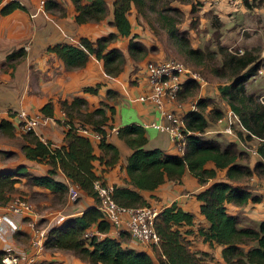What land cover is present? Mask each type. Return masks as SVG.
Instances as JSON below:
<instances>
[{"label":"trees","instance_id":"16d2710c","mask_svg":"<svg viewBox=\"0 0 264 264\" xmlns=\"http://www.w3.org/2000/svg\"><path fill=\"white\" fill-rule=\"evenodd\" d=\"M172 1L189 4L191 13H198L196 0H114V18L110 25L116 28L117 34L112 33L96 41L82 38L77 45L57 44L49 47L47 51L55 54L64 63L67 71L84 69L94 57L103 64L108 77L118 78L127 67L125 54L119 48L112 47L119 38L130 40L128 53L132 64L139 65L149 54V49L140 35L133 34L130 14L135 9L138 25L144 22L154 28L153 22L156 20L168 38L181 49L182 55L195 66L202 67L208 56L215 63L218 62L211 67L210 74L228 80V83L220 86L218 90L221 98L240 121V125L234 126V141L224 144L219 139H206L201 136L208 132L212 121H220L225 117L222 110L214 107L210 109L208 117L206 112L212 101L206 99L198 101V111L186 116V129L192 134L187 137L185 146L178 155H168L160 149H149L144 127H123L118 136L132 150L126 166L128 185L132 188L113 187V199L121 207H150L151 204L141 192H153L166 182L181 183L188 171L201 186L207 187L196 195L201 203V214L206 221V225L198 228V236L202 241L213 249L222 247V258L226 264H264V221L258 228L243 227L241 218L230 214L227 209L228 205L244 208L251 202L257 204L264 200V194L257 195L250 190L251 179L257 177L264 180V100L247 89L249 79L260 68L258 56L247 52L240 55L239 52L230 51L220 44L217 52L193 48L188 34L180 33L177 29L182 20L181 10L171 7ZM55 2H49L46 7ZM72 2L76 8L75 21L78 25L98 24L110 14L106 0ZM18 9L23 10V7L17 1L8 2L1 12L7 16ZM61 10L60 12H63V9ZM171 12H174L175 16H172ZM208 17H212L213 30L216 33L220 31L223 27L220 20L212 15ZM25 58V50L20 49L7 57L5 65L14 71ZM200 85L193 81L188 83L184 90L192 91V88L198 89ZM101 88L102 85L98 84L85 87L82 92L98 95ZM112 94L114 92L109 91V97ZM53 109L52 103H49L41 110L40 115L52 118ZM62 110L66 116L62 124L66 128L62 146H54L50 141L43 142L32 132L24 135L26 144L21 148L26 158L50 167L47 176L31 177L30 182L33 186L49 189L55 197L65 203L69 186L56 180L60 171L70 185L94 198L97 206L84 211L81 216L67 220L63 226L51 229L46 247L72 252L89 264H155L146 252H139L127 246L130 237L127 233L112 235V225L99 210V199L93 189L96 180H101L107 185L103 177L97 175L95 163L99 162L105 172L120 160L119 149L107 141V129L114 127L111 121L115 109L102 102L98 109L90 111L88 102L76 97L71 102H63ZM79 126L88 127L101 136L100 155L95 154L91 140L78 133ZM7 128L15 127L11 122L0 121V129ZM252 143L257 145L253 146ZM251 149L258 154L255 158L259 160L254 163L253 155L249 151ZM209 165L213 167L209 168ZM219 172H225L221 181L218 180ZM26 173L27 169L20 167L15 171L0 174V206L7 207L13 201L12 195L20 182L15 177ZM78 199L79 197L76 198ZM193 227L195 216L178 207L176 203L160 212L155 229L161 241L154 251L163 264H209L208 262L215 260L214 253L192 249L189 237L193 235ZM90 232L95 235L87 237ZM162 257H165V260H162Z\"/></svg>","mask_w":264,"mask_h":264},{"label":"crops","instance_id":"0c3cea01","mask_svg":"<svg viewBox=\"0 0 264 264\" xmlns=\"http://www.w3.org/2000/svg\"><path fill=\"white\" fill-rule=\"evenodd\" d=\"M109 8V16L98 24L78 25L75 21L77 15L76 8L72 0H58L50 3L42 12L39 11L38 0H17V3L23 7L15 10L11 14L4 16L2 8L8 3V0H0V121L11 122L15 128L0 129V174L15 171L20 167L27 169L26 174H22L16 179L20 182L16 185V192L12 195V200L17 198L29 199L34 207V214L18 216L10 214L11 219L19 225V230L14 233H7L6 236H0V264L3 251L11 248L15 253L25 258H32L35 264H89L72 252L52 250L46 247L37 249L33 246L34 231L31 223H37L39 228L50 230L58 216H65L67 220L81 216L84 211L97 206L94 198L84 192L79 193V199L76 203L67 195L66 202L62 203V208L53 209L52 204L46 200L54 198L49 189L31 184V177H45L48 175L50 167L30 161L22 151V145L26 144L24 140L25 133L18 127L16 115L20 111H25L30 115H40L41 110L49 103L53 105V121L38 130V136L42 141H50L54 146L60 147L64 144L66 128L62 125L65 122V113L62 110V103L71 102L74 98L80 97L88 102L89 110L94 111L105 102L115 109L113 122L111 124L118 130L123 127L139 125L145 128L148 138L149 149H160L168 155H178L179 151L172 142L167 133L160 132L151 127L152 124H163L160 112L151 102H140L138 99L147 92L144 75L138 71L134 72L130 68L132 61L129 59L128 44L129 39L119 38L112 46L119 48L127 58V67L125 72L118 78L108 77L103 68V64L92 57L87 66L82 70L67 71L64 63L53 53L47 51L49 47L57 44L67 43L77 45L82 38H88L96 41L99 38L107 37L110 34H117L115 27L110 23L113 21L114 0H106ZM198 2V12L202 14L205 21L210 23L209 15L217 17L222 23V31L228 30L238 35L236 45L229 47L230 51L237 46L248 47L261 46L264 48V11L259 4L233 3L229 0H196ZM88 3V2H87ZM61 9H63V12ZM63 14V15H61ZM135 23H134V20ZM130 21L133 26V34L141 36L142 28L137 25V12L135 9L130 14ZM138 27V28H137ZM220 30V31H221ZM142 39V38H141ZM255 40H257L255 42ZM143 41V40H142ZM255 42V43H254ZM194 48V47H193ZM242 48V47H241ZM20 49L26 52L25 60L20 63L14 71L8 69L5 65L7 57ZM239 50L240 55L259 53L258 62L260 68L252 76L247 89L250 93L256 94L264 100V50L261 53L258 49ZM245 51V52H244ZM102 85L98 95L84 94L83 88L89 86ZM109 91L114 94L108 95ZM169 109H176V105L169 104ZM227 106L226 115L230 112ZM109 116L110 113H108ZM213 134H221L223 131H211ZM91 140L95 149V154L100 155L99 140L87 137ZM107 141L116 146L120 151L119 162L103 172L99 162L95 163L96 173L103 177L107 185L111 187H129V177L127 174V162L132 154V150L127 144L119 139L118 134L107 130ZM234 141L229 138V142ZM255 158V157H254ZM259 159L253 160V163ZM213 165H209L212 168ZM225 177V172H219L218 180ZM56 180L64 182L68 186L69 181L59 171ZM258 182L257 177L251 179V184ZM211 184V183H210ZM209 184V185H210ZM250 190L257 195L250 185ZM207 187L201 186L196 178L188 171L185 173L181 183L166 182L153 192L143 191L141 194L160 212L176 203L178 207L195 216V227L193 235L189 237L192 241V249L201 252L214 253L215 260L212 262L226 264L222 258V247L211 248L205 244L198 236V228L206 225L204 216L201 214V203L196 195L203 192ZM33 195H42L45 200H36ZM6 207L0 206V214H6ZM228 212L239 216L243 225L248 226V221H244L242 216L250 215L253 225H258L264 221V200L260 203H249L244 208L227 206ZM248 214V215H247ZM7 228V226L5 225ZM94 230H96L94 228ZM49 239V238H47ZM47 241V240H46ZM127 246L139 252H146L155 262L160 264L161 259L156 251L148 249L131 237L127 240ZM209 264H213L208 262Z\"/></svg>","mask_w":264,"mask_h":264},{"label":"built area","instance_id":"2783aa9c","mask_svg":"<svg viewBox=\"0 0 264 264\" xmlns=\"http://www.w3.org/2000/svg\"><path fill=\"white\" fill-rule=\"evenodd\" d=\"M14 1L17 0H8V2ZM55 1L58 0H38L39 7L41 10H44L49 2ZM229 1L233 3H256L259 4L264 11V0ZM142 74L144 75L147 92L141 95L138 100L140 102H151L155 105L164 120L163 124H152L151 127L160 132L167 133L177 150H182L185 146L187 137L192 134V132L186 129L185 118L188 114L198 111V108L197 103L190 107H185L183 104H178L177 101L179 95L183 92L188 83L195 81L202 85L205 84L204 80L199 74L191 72L183 63L176 60L151 61L145 65ZM169 104L176 105V109H169ZM16 119L19 121L18 127L21 132H32L36 135H38L37 132L41 127L53 121L51 118L43 117L42 115H30L25 111L18 112ZM219 122L225 124V129L222 132L223 134L236 138L233 127L235 125H240V121L232 111ZM110 131L116 134L119 133V130L115 127L110 129ZM78 133L85 137L93 136L95 139L101 140V136L88 127L79 126ZM206 134L211 135L213 133L208 131L204 135ZM249 151L252 153L253 157H258L256 151L252 149ZM93 189L97 193L99 199V210L112 225V235L119 236L122 233H127L134 241L151 250L159 246L161 239L155 229L156 219L160 214L158 208L153 206L137 209L121 207L113 199V187L104 185L101 180H96L94 182ZM79 193L78 187L69 185L68 195L72 201L79 197ZM4 210H6L7 213L4 215L0 214V236L2 237L6 236L9 232L14 233L19 230V225L11 219L10 214L18 216L34 214L33 205L22 198L13 200ZM66 221L67 218L65 216H58L53 223V228L63 226ZM31 227L35 234L33 246L39 250L44 249L50 230L39 228L38 224L35 222L31 223ZM93 235H95V233L90 232L87 237H92ZM96 235L99 234L96 233ZM162 260H165V257H162ZM1 264H35V260L32 258H25L15 253L11 248H6L1 257ZM160 264H163L162 261Z\"/></svg>","mask_w":264,"mask_h":264},{"label":"rangeland","instance_id":"374dc122","mask_svg":"<svg viewBox=\"0 0 264 264\" xmlns=\"http://www.w3.org/2000/svg\"><path fill=\"white\" fill-rule=\"evenodd\" d=\"M171 7H176L180 9L181 11V23L178 24L177 29L180 33L186 32L188 34V39L192 47L196 49H202V50H208V51H218V45H222L223 47H232L236 45V41L238 40V35H234L235 32H231L228 30L224 31H218L217 33L214 30H210L208 26H210V23L206 22L203 23L204 19L202 17L201 13H191V7L189 4H185L184 2L181 3L180 1H172ZM39 11L42 12V10L39 8ZM172 16H175L174 12L170 13ZM134 20V19H133ZM135 23V20H134ZM136 24V23H135ZM138 25V24H137ZM142 31H141V38L143 40V43L145 46L149 49V54L147 58L140 63L139 65H136L133 63L130 68H133L134 72L140 71L141 75L143 73V70L145 68V65L151 61H157V60H178L179 62L183 63L191 72H195L200 75V77L204 80L205 84L200 85L198 89L192 88L191 90H184L178 98V104H183L185 107H190L193 104L198 103L200 99H206L211 100L212 104L210 105V108L206 112V115L210 114V109L212 107L220 109L224 112V116L226 115V110L228 104L221 98V95L219 93V87L223 86L228 83L227 79L224 78H217L215 76H212L210 74L211 67H214L218 62L212 61L209 56L206 58V61L202 67L195 66L192 62L188 61L184 55L181 53V49L178 47V45L171 39L168 38V35L166 32L161 28L160 24L155 20L153 22V27L151 28L146 23H140ZM138 28V27H137ZM215 33V34H214ZM217 35V36H216ZM253 41V40H252ZM249 42L247 45L237 46L236 48H233L232 51L239 50H247V49H258L261 53L263 52L264 48H261V46H251L253 42ZM257 40H255L256 42ZM254 42V43H255ZM242 47V48H241ZM230 50V49H229ZM245 52V51H244ZM250 52L253 53V50H250ZM260 55L259 53H255V56ZM224 117V118H225ZM225 124L220 123L219 121H212L211 126L208 131H224ZM236 129V127H235ZM234 131V127H233ZM204 138H214L219 139L224 144L229 142V138L232 139L231 136H228L227 134H211V135H204ZM2 138L0 137V142ZM252 145L256 146L257 143H252ZM256 158L252 157V161ZM251 183V182H250ZM254 187L255 191H259L261 195L264 194V181L258 179V182L256 181L254 184H251ZM36 200H45V197L42 195H33ZM49 203H51L53 206V209H60L62 208V202L57 198L54 197L53 199H46ZM28 202H30L29 199H27ZM32 203V202H30ZM76 203V201H74ZM253 211H248L247 213L250 214L247 216H242L243 220L248 221V226L243 225V227H250V228H258V225H253V220L250 219L249 216H251V213ZM245 221V222H246ZM213 264H220L211 262Z\"/></svg>","mask_w":264,"mask_h":264}]
</instances>
